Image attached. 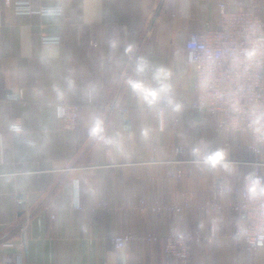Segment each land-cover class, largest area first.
Returning a JSON list of instances; mask_svg holds the SVG:
<instances>
[{"label": "crops", "instance_id": "0c3cea01", "mask_svg": "<svg viewBox=\"0 0 264 264\" xmlns=\"http://www.w3.org/2000/svg\"><path fill=\"white\" fill-rule=\"evenodd\" d=\"M20 2L33 11H18ZM221 2L264 19V0H0V258L15 251L24 195L27 264H177L163 236L180 231L206 237L192 242L191 264L247 263L234 239L244 216L231 206L242 197L216 188L254 173L250 135L193 106L186 48L191 32L216 25ZM56 5L62 12L43 13ZM158 68L179 110L164 97L149 107L130 89V79L156 87ZM60 102L80 105L77 128H62ZM97 119L114 143L90 137ZM216 151L227 168L204 162ZM124 233L137 239L118 252L112 239ZM253 261L263 264L264 250Z\"/></svg>", "mask_w": 264, "mask_h": 264}, {"label": "built area", "instance_id": "2783aa9c", "mask_svg": "<svg viewBox=\"0 0 264 264\" xmlns=\"http://www.w3.org/2000/svg\"><path fill=\"white\" fill-rule=\"evenodd\" d=\"M245 10H230L226 3H219V18L215 26H207L201 31L191 32L186 48L195 66L194 88L196 99L193 106L218 120L219 127L250 135L249 149L254 155V173L246 176L239 185L221 188L216 192H229L242 197L232 207L243 213V220L234 230L235 246L248 257L246 264H262L253 261L256 252L264 250V194L252 195L249 192L251 179H259L264 187V172L260 159L264 153V19L254 6ZM17 10L32 12L28 3L20 2ZM61 6H47L43 13H60ZM44 43H57L59 37L43 36ZM58 118L62 128L75 129L79 126L80 105L71 102L58 103ZM261 118L257 123V118ZM22 130L21 125L13 126ZM260 131H257V129ZM183 147H177L182 152ZM180 177L181 173L173 174ZM19 209L23 210L24 220L19 225L15 251L10 257L0 258V264H27L28 234L31 221L30 206L26 196L17 197ZM189 204H186L188 206ZM211 206L221 207L215 201ZM172 208L179 210L180 206ZM161 237V236H159ZM158 236L147 235L151 241ZM204 235L180 231L163 236L165 254L175 258L177 264H191V244L202 241ZM132 233L118 234L112 239L115 249L123 252L129 244H134ZM118 264H125L119 260ZM264 264V263H263Z\"/></svg>", "mask_w": 264, "mask_h": 264}, {"label": "clouds", "instance_id": "9594fccd", "mask_svg": "<svg viewBox=\"0 0 264 264\" xmlns=\"http://www.w3.org/2000/svg\"><path fill=\"white\" fill-rule=\"evenodd\" d=\"M113 47H115V43L113 44ZM128 51H131V48L128 49ZM146 68V62L139 60L136 65V72L137 74H142L145 71ZM169 76V73L163 69L158 68L156 69L155 73L153 74V79L156 81L157 86L156 87H147L142 80H132L130 79L128 81V85L133 93H135L139 99H141L145 104H147L149 107H152L156 105L162 97L165 99V103L168 106L173 107L174 110H179L180 105L173 99L171 95V85L166 83L167 77ZM261 118H257V123L260 122ZM14 130L19 131V128H15ZM257 131H260L258 128ZM104 128H103V122L100 119H97L93 126L89 129V135L90 137L98 140H102L105 143H114V141L111 138H106L104 135ZM147 132H145V135ZM192 154L194 156H198L200 154V147L194 146L192 149ZM204 162L208 164L210 167L215 168L216 166L220 165L225 168L228 167L226 163H224V153L222 151H216L209 155H207L204 158ZM251 179V183L249 186V192L252 195H256L258 192L259 194H264V187L261 186L259 179Z\"/></svg>", "mask_w": 264, "mask_h": 264}]
</instances>
